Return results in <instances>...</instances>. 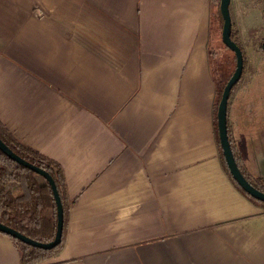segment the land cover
Here are the masks:
<instances>
[{"label": "crops", "instance_id": "crops-1", "mask_svg": "<svg viewBox=\"0 0 264 264\" xmlns=\"http://www.w3.org/2000/svg\"><path fill=\"white\" fill-rule=\"evenodd\" d=\"M229 13L237 38L263 39L264 0ZM221 30L213 0H0V122L60 165L75 199L39 264H264V207L216 141ZM236 96L229 139L261 182L264 121L252 133ZM0 264H20L1 232Z\"/></svg>", "mask_w": 264, "mask_h": 264}, {"label": "trees", "instance_id": "trees-1", "mask_svg": "<svg viewBox=\"0 0 264 264\" xmlns=\"http://www.w3.org/2000/svg\"><path fill=\"white\" fill-rule=\"evenodd\" d=\"M213 1L216 5V11L222 23V17L219 11V0ZM231 38L242 49L244 58L243 62L245 67L246 58L244 49L241 43L239 42L238 38L235 36L233 30H231ZM260 45V47H262V49L264 50V38L261 39ZM215 133L220 153L221 164L223 169L229 176L230 180L251 201H253L257 205L264 207L263 202L252 198L244 190H242L238 186V184L233 180L232 176L228 171L225 160L222 156L216 125ZM0 138L12 151H14L20 157L48 171V173L52 176L55 182L56 188L60 196L63 208V229L61 241L58 245L51 249H42L39 247L31 246L17 238L6 234L10 237L19 253L20 264H36L37 262L48 258L61 248L68 219V210L70 205L75 201V199H70L67 195L62 169L57 162L21 143L1 122ZM231 147L233 150L232 144ZM234 156L238 163L239 160L235 155V152ZM242 172L248 178L247 174L243 170ZM248 180L257 188L264 191L263 182L260 183L257 181H251L249 178ZM0 222L20 231L21 233L25 234L26 236L32 239L43 242L50 241L53 239L56 228V205L48 181L42 175L10 159L1 150Z\"/></svg>", "mask_w": 264, "mask_h": 264}, {"label": "water", "instance_id": "water-1", "mask_svg": "<svg viewBox=\"0 0 264 264\" xmlns=\"http://www.w3.org/2000/svg\"><path fill=\"white\" fill-rule=\"evenodd\" d=\"M229 3L230 0H219V11L222 17V30H221V40L223 44L229 48L235 56V67L227 81L225 82L221 95L217 104L216 109V128L218 134V140L222 151V156L225 160L226 166L233 180L238 184V186L244 190L252 198L264 203V191L257 188L252 184L248 178L243 174L240 169L234 152L231 147L228 128H227V106L228 99L232 87L239 81L243 67L244 58L241 47L231 38L232 22L229 13ZM0 150L8 156L10 159L16 161L17 163L35 171L36 173L42 175L49 183L52 194L56 205V228L55 234L50 241H39L32 239L20 231L0 222V232L10 235L14 238L21 240L34 247H39L42 249H51L58 245L61 241L62 229H63V208L60 200L58 190L56 188L55 182L48 171L30 163L29 161L23 159L14 151H12L0 138Z\"/></svg>", "mask_w": 264, "mask_h": 264}, {"label": "rangeland", "instance_id": "rangeland-1", "mask_svg": "<svg viewBox=\"0 0 264 264\" xmlns=\"http://www.w3.org/2000/svg\"><path fill=\"white\" fill-rule=\"evenodd\" d=\"M238 40L243 46L246 64L239 81L232 88L230 96L232 97L234 94H237L236 99L238 105L242 106V108L241 106H238L240 115L244 113L245 109L249 108V110H252V115L258 120L256 125H249V129L252 133H255L260 126V119H263L264 121V51L262 50V47H260L261 41L257 42V39L238 38ZM211 54L212 72L218 85L215 102L216 118V109L221 91L225 82L234 70L235 57L234 53L227 48L223 42H221L219 46L214 47ZM263 181L264 179L261 178V182ZM46 259L41 260L36 264L44 262Z\"/></svg>", "mask_w": 264, "mask_h": 264}]
</instances>
